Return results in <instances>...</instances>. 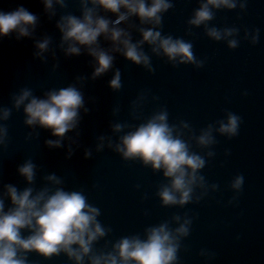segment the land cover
I'll use <instances>...</instances> for the list:
<instances>
[{
    "label": "water",
    "instance_id": "obj_1",
    "mask_svg": "<svg viewBox=\"0 0 264 264\" xmlns=\"http://www.w3.org/2000/svg\"><path fill=\"white\" fill-rule=\"evenodd\" d=\"M172 3L173 7L162 14L160 30L163 35L190 41L196 57L204 61L203 67L192 64L174 67L166 57L151 53L150 46L145 44L155 72L113 53L114 68L120 69L122 83L120 90L113 91L108 84L112 70L93 80L91 56L86 52L65 56L59 47L61 33L56 21L68 12L81 15L78 0H67L64 9L57 5V15L51 19L42 0H0L2 11L22 5L39 17L33 37L17 40L15 33L0 37V107L12 108L11 95L23 87L43 96L49 89L66 87L76 83L77 76H84L88 79L81 91L85 106L90 109L87 114L81 109L79 127L67 133L64 147L49 148L45 140L56 139L51 131L28 127L23 107L13 108L10 118L0 122L9 131L7 146H0V182L20 189L27 186L17 167L31 158L38 166L35 187L47 183L43 176L55 173L63 179L66 190L82 191L88 202L100 209L97 219L112 229L96 243L97 249L110 250L111 243L105 248V241L114 242L122 236L139 233L143 237L145 227L170 220L173 214L188 213L194 219L190 235L182 241L178 264H264V0H247L244 10L239 7L214 10L210 27L239 29L236 37L239 46L235 49L228 48L225 41L209 38L203 25L195 27L187 23L199 7V0H172ZM100 14L115 19L114 14L102 9ZM130 23L138 25L139 20L132 17ZM257 28L258 43L252 44L250 37L244 39L245 30L251 33ZM130 31L133 41L141 38L135 29ZM45 35L52 38V43L44 53L46 61H42L34 56V42ZM100 42L102 47H110L103 37ZM133 102H137L136 107ZM162 107L167 109L170 123L186 121L197 135L201 128L224 118L226 110L242 117L237 136L228 138L214 133L218 141L212 146L215 156L206 157L201 174L209 184L219 187L209 188L208 195L199 203L162 206L156 195L159 184L164 182L161 172H153L138 160H124L107 146L96 151L99 135L110 136L115 142L123 134L113 133L110 123L137 125ZM116 108L119 111L114 114ZM70 138L77 140L79 146L72 144L74 151L69 158ZM86 148L92 149L90 158L84 156ZM193 150L201 154L207 151L196 147L194 142ZM237 174L244 176L243 189L238 204H228L234 195L229 184ZM9 203L6 200V207ZM201 249L215 252V258L200 256ZM27 258L30 264H73L63 253L46 259L30 252Z\"/></svg>",
    "mask_w": 264,
    "mask_h": 264
},
{
    "label": "clouds",
    "instance_id": "obj_2",
    "mask_svg": "<svg viewBox=\"0 0 264 264\" xmlns=\"http://www.w3.org/2000/svg\"><path fill=\"white\" fill-rule=\"evenodd\" d=\"M78 2L81 15L68 12L60 15L56 21L61 33L59 47L65 56H79L84 52L91 56L93 72L90 78L93 80L112 70L108 84L113 91L122 87L121 71L114 68L116 57L113 53H119L151 73L155 72L151 57L144 50L145 44L150 46L151 53L166 57L174 67L180 64L203 67L204 61L196 57L190 41L163 35L160 30L162 14L173 7L172 0ZM42 3L50 19L57 15V5L62 9L68 6L67 0H42ZM246 4L247 0H199V7L194 9L187 23L195 27L203 25L209 38L225 41L228 48L235 49L239 46L236 38L239 29L210 27L209 22L215 18L214 10H233L237 7L244 10ZM101 9L104 13L114 14L115 19L100 14ZM132 17L138 18V25L130 23ZM38 23L39 17L22 5L7 12L0 10V37L13 33L17 40L33 37ZM122 23L127 27H121ZM131 29L139 32L141 38L133 41ZM101 37L110 42V47L101 46ZM249 37L252 44L258 43L259 29L251 33L245 30L244 39ZM51 43L52 38L47 35L35 40L34 56L46 61L44 53L50 50ZM52 55L55 57V51ZM86 79L77 76L76 83L49 89L43 96L34 95L31 88H21L11 95L12 108L0 107V122L10 118L13 108L19 110L23 107L25 125L32 129L39 127L50 130L56 139L45 140L49 148L64 147L67 133L79 127L81 109L85 114L90 111L85 106V96L81 91ZM133 105L136 107L137 102H133ZM118 111L119 108L113 110L114 114ZM241 123V116L226 110L224 118L201 128L197 135L186 121L170 123L169 113L162 107L137 125L110 123L113 133L123 134L115 142L110 136L99 135L96 138V151L100 152L107 146L124 160H138L153 172H161L164 182L159 184L156 192L161 205L184 207L199 203L208 195L209 188L218 189L217 184L207 182L201 170L207 164L206 157L215 156L212 146L218 141L214 133L232 138L239 134ZM28 135L31 137L32 133ZM79 135L77 131L76 136ZM8 140V126L0 123V146L6 147ZM193 142L202 151H207L201 154L193 150ZM72 144L79 146L77 140L71 139L67 146L69 158L74 151ZM84 156L90 158L92 149L86 148ZM37 168L31 158L18 165L17 172L27 185L23 189L0 182V264H30L27 258L30 252H36L46 259L63 253L73 264H178L182 241L191 233L194 216L188 213L173 214L170 220L145 227L143 237L139 233L122 236L114 242L105 241V248L111 243L110 250L97 249L96 243L112 231L97 219L101 215L100 209L90 204L82 191L66 190L62 186L63 179L55 173L43 176L47 183L35 187ZM243 185L242 174L232 178L229 187L234 195L228 204H238ZM6 200L10 202L7 207ZM172 224L176 226L172 227ZM199 255L211 260L216 253L201 249Z\"/></svg>",
    "mask_w": 264,
    "mask_h": 264
}]
</instances>
